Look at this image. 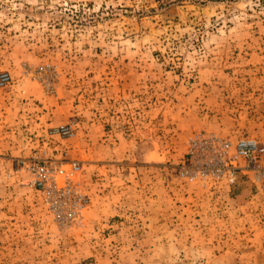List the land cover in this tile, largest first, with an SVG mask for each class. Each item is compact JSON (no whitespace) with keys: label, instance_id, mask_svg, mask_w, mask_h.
Segmentation results:
<instances>
[{"label":"rangeland","instance_id":"374dc122","mask_svg":"<svg viewBox=\"0 0 264 264\" xmlns=\"http://www.w3.org/2000/svg\"><path fill=\"white\" fill-rule=\"evenodd\" d=\"M4 71L0 264H264V182L196 143L264 142V0H0Z\"/></svg>","mask_w":264,"mask_h":264},{"label":"built area","instance_id":"2783aa9c","mask_svg":"<svg viewBox=\"0 0 264 264\" xmlns=\"http://www.w3.org/2000/svg\"><path fill=\"white\" fill-rule=\"evenodd\" d=\"M12 80L9 72H0V88L7 87ZM57 132L63 137L71 136L74 132L73 126H61ZM202 148L207 149L205 159L201 163L203 173L212 171L227 178L230 185L237 181L238 173L251 171L258 182H264V142L255 139L244 138L233 142L218 136H211L204 141H196ZM199 153V152H196ZM37 172L42 179L40 185H55L56 192L65 196L64 204L70 203L71 216L77 218L82 209L88 203V199L78 190L73 189L71 182L62 187L58 186L57 178L62 174V169L48 161L44 165H37ZM73 172L81 169L78 164L73 165ZM73 193V199L72 195ZM64 207V206H63Z\"/></svg>","mask_w":264,"mask_h":264}]
</instances>
